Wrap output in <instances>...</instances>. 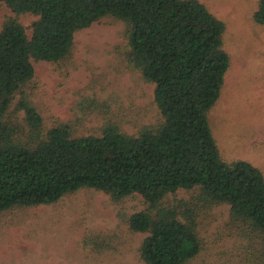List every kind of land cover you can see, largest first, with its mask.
Instances as JSON below:
<instances>
[{"label":"trees","instance_id":"1","mask_svg":"<svg viewBox=\"0 0 264 264\" xmlns=\"http://www.w3.org/2000/svg\"><path fill=\"white\" fill-rule=\"evenodd\" d=\"M17 16L31 14L32 36L12 19L0 28V215L49 206L85 189L122 200L140 195L148 208L132 215L147 234L146 264H189L202 249L198 224L168 198L192 193L201 208L227 205L232 221L264 247V174L251 163H226L210 126L230 69L226 24L199 0H0ZM105 18L127 27L130 54L155 86L162 117L138 134L109 124L79 136L62 123L44 132L29 90L32 60L60 64L75 36ZM254 21L264 25V0ZM15 106V107H14ZM24 116L19 122L20 116ZM192 197V198H193ZM184 203L180 202V206ZM180 208V209H179ZM106 249V243L95 245Z\"/></svg>","mask_w":264,"mask_h":264},{"label":"rangeland","instance_id":"2","mask_svg":"<svg viewBox=\"0 0 264 264\" xmlns=\"http://www.w3.org/2000/svg\"><path fill=\"white\" fill-rule=\"evenodd\" d=\"M199 1L226 24L224 50L231 60L210 113L211 130L226 163L244 160L264 174V25L254 21L260 0ZM12 19L32 36L38 18L17 16L0 3V28ZM32 63L29 93L44 132L66 123L76 135H99L117 124L136 135L162 122L155 86L135 66L121 21L105 18L78 32L71 55L60 64ZM23 117L19 122L25 124ZM192 197L179 192L168 198L169 207H183V219L191 214L198 224L202 249L189 264H264L262 241L232 221L229 206L201 208ZM147 208L140 195L115 200L85 189L53 205L4 212L0 264H146L140 250L148 235L134 233L128 220ZM102 243L108 248L97 249Z\"/></svg>","mask_w":264,"mask_h":264}]
</instances>
